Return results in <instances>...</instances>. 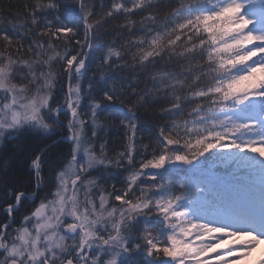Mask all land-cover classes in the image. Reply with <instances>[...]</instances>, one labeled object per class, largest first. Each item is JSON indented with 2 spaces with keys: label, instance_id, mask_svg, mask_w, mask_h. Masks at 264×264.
Listing matches in <instances>:
<instances>
[{
  "label": "snow or ice",
  "instance_id": "1",
  "mask_svg": "<svg viewBox=\"0 0 264 264\" xmlns=\"http://www.w3.org/2000/svg\"><path fill=\"white\" fill-rule=\"evenodd\" d=\"M13 8L0 264H240L264 243V0Z\"/></svg>",
  "mask_w": 264,
  "mask_h": 264
},
{
  "label": "rangeland",
  "instance_id": "2",
  "mask_svg": "<svg viewBox=\"0 0 264 264\" xmlns=\"http://www.w3.org/2000/svg\"><path fill=\"white\" fill-rule=\"evenodd\" d=\"M262 259H264V243L258 245L251 255L242 260L240 264H260Z\"/></svg>",
  "mask_w": 264,
  "mask_h": 264
},
{
  "label": "trees",
  "instance_id": "3",
  "mask_svg": "<svg viewBox=\"0 0 264 264\" xmlns=\"http://www.w3.org/2000/svg\"><path fill=\"white\" fill-rule=\"evenodd\" d=\"M9 4L13 5V10H15L19 7V0H0V7H7Z\"/></svg>",
  "mask_w": 264,
  "mask_h": 264
}]
</instances>
